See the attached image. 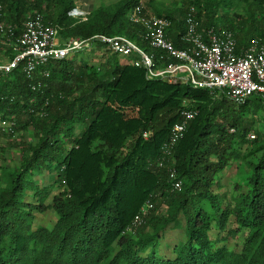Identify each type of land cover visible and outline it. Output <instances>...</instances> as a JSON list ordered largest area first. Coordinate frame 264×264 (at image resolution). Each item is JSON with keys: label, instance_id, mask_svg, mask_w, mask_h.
<instances>
[{"label": "trees", "instance_id": "obj_1", "mask_svg": "<svg viewBox=\"0 0 264 264\" xmlns=\"http://www.w3.org/2000/svg\"><path fill=\"white\" fill-rule=\"evenodd\" d=\"M140 2L92 5L79 20L70 15L75 0H0V22L17 34L39 13L62 41L124 35L149 51L143 27L127 16ZM151 3L171 21L176 47L185 46L190 6L201 27L232 31L237 49L264 43V0H188L172 10ZM93 46L98 62L75 63L70 54L31 79L21 68L0 78V122H9L0 128V264H264V97L236 104L217 89L148 78L135 54ZM183 109L196 114L165 157ZM148 205L144 222L127 231ZM47 209L52 226L34 225Z\"/></svg>", "mask_w": 264, "mask_h": 264}, {"label": "built area", "instance_id": "obj_2", "mask_svg": "<svg viewBox=\"0 0 264 264\" xmlns=\"http://www.w3.org/2000/svg\"><path fill=\"white\" fill-rule=\"evenodd\" d=\"M142 2L131 8L127 16L144 29V39L150 50L124 35L108 36L95 34L89 38H69L62 41L58 28L43 21L39 13L27 15L20 32L16 26L0 22V78L21 68L26 77L34 74L52 60L62 59L83 49H90L101 43L119 56L135 54L133 64L143 67L148 78H161L169 82L186 81L193 87L217 89L231 101L242 104L256 94L264 97V43L255 39L246 47L237 49L235 35L230 30L203 28L196 16V9L190 6L185 19L181 41L184 47H176L167 35L171 21L152 13H145ZM3 5L0 3V13ZM91 10L85 2L75 4L70 15L85 20ZM1 15V14H0ZM8 56L4 59L3 53ZM47 75V72L44 73ZM196 114L195 110L183 109L181 119L174 123L162 155L170 157L172 150L182 137L186 125ZM145 137L147 133L143 134ZM160 166L162 161L158 163ZM171 176L174 172L171 170ZM180 188V181L173 183ZM143 206L134 216L127 231H133L144 222L147 208Z\"/></svg>", "mask_w": 264, "mask_h": 264}, {"label": "rangeland", "instance_id": "obj_3", "mask_svg": "<svg viewBox=\"0 0 264 264\" xmlns=\"http://www.w3.org/2000/svg\"><path fill=\"white\" fill-rule=\"evenodd\" d=\"M113 1H115V0H75V2H77V3L85 2L91 8H92V5H98L100 3H108V2L111 3ZM141 1H143V4H145L147 6L148 0H141ZM151 2H152L151 4L153 6H156L160 9H164V10H166V9L172 10L175 7H183L185 9H187L189 7L188 0H151ZM147 10L149 13L154 14L153 8L151 6H147ZM95 50H97L96 47L92 46V48H90V49L80 50L74 54H71L70 56L72 57V60L75 63L98 62V59L100 58V56H99L100 52H97ZM146 50L148 51V49H146ZM122 60H125V58L122 57ZM249 104L253 108H257L261 105V104H259V102L257 100H250ZM8 126H9L8 121L0 122V128L3 130V132L8 131ZM15 137H16V133H13L11 135V138H15ZM253 137L254 136L251 132L248 135V138L252 139ZM0 143H1V141H0ZM6 158H7L6 159L7 163L11 164L15 159V152L9 151L6 155ZM45 181H47V183H51V180H47V178H45ZM222 181H223V183H227L226 178H223ZM59 189H60L59 187L55 186L52 189L53 194L56 193ZM55 218H56L55 214L50 209H47L43 213H35L34 225H45V226L50 227V226H52L53 222L55 221ZM176 238H177V234H176V232H173L171 236L167 237L166 241L168 243L172 244L174 242V240H176ZM229 241H232V239H229ZM170 244H167V245H170ZM167 245H164V247H165L164 253L169 255V249H168Z\"/></svg>", "mask_w": 264, "mask_h": 264}]
</instances>
